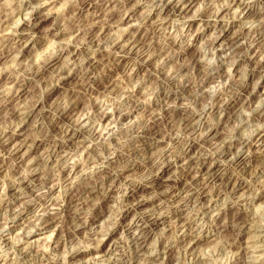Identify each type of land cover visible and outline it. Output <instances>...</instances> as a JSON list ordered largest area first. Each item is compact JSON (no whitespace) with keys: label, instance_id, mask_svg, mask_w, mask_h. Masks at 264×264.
<instances>
[{"label":"clouds","instance_id":"9594fccd","mask_svg":"<svg viewBox=\"0 0 264 264\" xmlns=\"http://www.w3.org/2000/svg\"><path fill=\"white\" fill-rule=\"evenodd\" d=\"M0 264H264V0H0Z\"/></svg>","mask_w":264,"mask_h":264},{"label":"rangeland","instance_id":"374dc122","mask_svg":"<svg viewBox=\"0 0 264 264\" xmlns=\"http://www.w3.org/2000/svg\"><path fill=\"white\" fill-rule=\"evenodd\" d=\"M107 210V206H104L103 208L98 209V214L103 217L104 213Z\"/></svg>","mask_w":264,"mask_h":264}]
</instances>
